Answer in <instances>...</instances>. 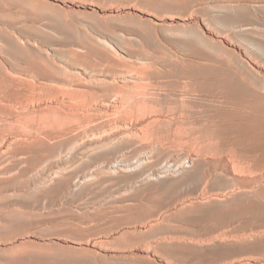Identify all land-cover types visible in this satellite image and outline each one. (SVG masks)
<instances>
[{
	"label": "rangeland",
	"instance_id": "374dc122",
	"mask_svg": "<svg viewBox=\"0 0 264 264\" xmlns=\"http://www.w3.org/2000/svg\"><path fill=\"white\" fill-rule=\"evenodd\" d=\"M6 140L0 264H264V0H0Z\"/></svg>",
	"mask_w": 264,
	"mask_h": 264
},
{
	"label": "bare ground",
	"instance_id": "6f19581e",
	"mask_svg": "<svg viewBox=\"0 0 264 264\" xmlns=\"http://www.w3.org/2000/svg\"><path fill=\"white\" fill-rule=\"evenodd\" d=\"M73 93V92H72ZM71 94V93H70ZM75 94V93H74ZM32 103H34V102H32ZM36 103V102H35ZM38 103H39V100H38ZM30 104V103H29ZM62 104V103H61ZM76 105V104H75ZM75 105L74 104H72V106H68V105H65L64 103L62 104V106H63V108L65 109V110H67V111H65V114H70V115H74V113L73 112H75L74 110H76V108H75ZM142 108H141V105L140 104H138V103H134L133 101H132V103H130V106H129V108H128V110H127V112L129 113V115L130 114H134V113H136V112H141L142 110H141ZM141 110V111H140ZM66 116V115H65ZM123 119V118H122ZM122 121V120H121ZM124 122V121H123ZM126 122V121H125ZM123 124V123H122ZM131 125V124H130ZM11 140H6V141H4L1 145H0V150L1 151H5L7 148H9L11 145V142H10ZM187 162H189V161H186L185 163H183V168L186 166V164H187Z\"/></svg>",
	"mask_w": 264,
	"mask_h": 264
}]
</instances>
